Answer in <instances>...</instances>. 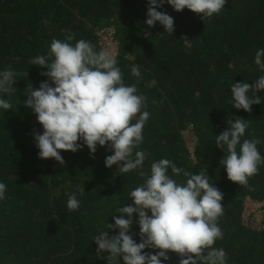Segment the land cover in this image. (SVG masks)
<instances>
[{"label":"trees","instance_id":"trees-1","mask_svg":"<svg viewBox=\"0 0 264 264\" xmlns=\"http://www.w3.org/2000/svg\"><path fill=\"white\" fill-rule=\"evenodd\" d=\"M147 8L148 0H0V71L10 66L20 73L13 85L17 90L0 94L13 105L0 109V182L7 186L0 200V264H107L96 256L93 237L114 224L118 207L132 203L129 193L142 178L136 171L107 168L105 158L113 154L107 145H98L94 156L86 146L61 152L64 165L39 159L33 134L43 129L23 101L27 86L36 89L47 80L40 75L46 69L30 60L47 55L54 38L72 35L73 45L84 39L100 50L97 30L110 26L124 82L136 84L147 97L150 118L139 150L149 155L143 170L150 172L151 163L163 158L194 174L206 169L223 193L218 223L224 235L214 247L225 250L227 264H264V228H247L242 219L247 198L264 203V165L249 179L251 190L237 185L220 165L225 153L215 143V135L228 127L226 120L241 117L250 122L243 138L254 133L264 156V91L257 93L262 103L250 113L230 103L233 83H254L264 75L254 63L256 51L264 48V0H227L218 15L204 19L188 9L178 13L165 2L158 10L174 18L171 34L158 22L146 25ZM182 36L192 40L191 48L183 46ZM137 64L140 78L131 75ZM190 127L195 160L183 137ZM174 178L186 181L183 175ZM77 186L85 192L76 193L79 209L69 211L67 200ZM133 220L130 234L139 243L138 217ZM168 255L162 264H179L175 253Z\"/></svg>","mask_w":264,"mask_h":264},{"label":"clouds","instance_id":"clouds-1","mask_svg":"<svg viewBox=\"0 0 264 264\" xmlns=\"http://www.w3.org/2000/svg\"><path fill=\"white\" fill-rule=\"evenodd\" d=\"M165 2L178 13L188 9L204 19L218 15L227 0H148L146 25L153 27L158 22L171 34L174 18L158 10ZM72 40V35L65 40L54 38L47 55L30 60L31 65L46 69L40 75L47 80L36 89L27 86L23 103L43 129L42 134H33L39 159H54L64 165L61 152L75 153L86 146L94 156L98 145H107L113 153L105 158L107 168L116 166L121 174L136 171L142 178L129 193L132 203L118 207L112 216L114 224L107 223L105 230L93 237L98 246L96 256L106 259L107 264H120L121 258L123 264H162L170 259L168 253H175L179 264H227L225 250L214 247L224 235L218 223L224 215L223 193L210 182L206 169L194 174L163 158L151 163L150 172L143 170L149 155L139 150L150 118L147 97L139 94L136 84L124 82L111 48L96 50L90 41L80 39L73 45ZM181 41L184 47H192L186 36ZM254 63L264 72V48L256 51ZM18 75L10 66L0 71V94L17 90L13 85ZM131 75L141 77L138 64L131 67ZM262 91L264 75L254 83H233L230 103L250 113L253 105L262 103L257 95ZM12 106L9 99L0 96V109L8 111ZM226 123L227 129L215 135L216 147L225 153L220 165L229 181L250 188L249 179L264 165L258 149L262 141L254 133L251 139L243 138L249 120L228 118ZM181 175L186 178L184 183L174 178ZM6 190V184L0 182V200L5 199ZM77 192L83 194L84 187L77 186L68 197L69 211L80 207ZM134 215L138 217L139 243L130 234ZM110 230L117 234L110 236ZM145 249L157 251L153 254Z\"/></svg>","mask_w":264,"mask_h":264},{"label":"built area","instance_id":"built-area-1","mask_svg":"<svg viewBox=\"0 0 264 264\" xmlns=\"http://www.w3.org/2000/svg\"><path fill=\"white\" fill-rule=\"evenodd\" d=\"M99 30V31H98ZM97 30V36L99 38V48L103 49V48H111L114 51L115 57L118 56V50H119V44L118 42L115 40V28L114 27H104V28H100ZM184 133L187 134L186 137H190V141H192V143L194 144L195 147V136H194V132L191 129V127L187 130H185L183 132V137H184ZM191 149L188 148V151L191 155L192 159H195V149ZM246 201H247V205H246ZM245 201V209H244V214H246L247 210H249V217H247V221L248 222H252V224H254L255 226H246L247 228L253 229V230H257V231H261L263 230L264 226H263V221H264V203L263 202H257L254 201L250 198H247ZM244 214L242 216L243 219V223L245 220ZM253 219V220H251Z\"/></svg>","mask_w":264,"mask_h":264},{"label":"rangeland","instance_id":"rangeland-1","mask_svg":"<svg viewBox=\"0 0 264 264\" xmlns=\"http://www.w3.org/2000/svg\"><path fill=\"white\" fill-rule=\"evenodd\" d=\"M110 27H112V26H110ZM107 28V27H106ZM99 31V30H98ZM192 129V128H191ZM187 136V134H185L184 133V139H185V141H186V145H187V147L188 148H191V149H193V147H194V144L192 143V141H190V137H186ZM193 160H195V159H193ZM246 205H247V201H246ZM249 210H247V212H246V214H244V217H245V220H244V225L245 226H255L254 224H252V222L250 221V222H248L247 221V217H249ZM251 220H253V219H251Z\"/></svg>","mask_w":264,"mask_h":264}]
</instances>
